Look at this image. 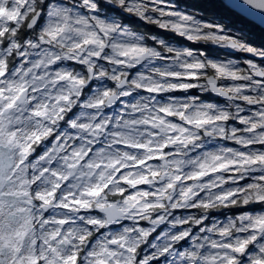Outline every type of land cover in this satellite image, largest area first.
Wrapping results in <instances>:
<instances>
[{"label":"snow or ice","instance_id":"1","mask_svg":"<svg viewBox=\"0 0 264 264\" xmlns=\"http://www.w3.org/2000/svg\"><path fill=\"white\" fill-rule=\"evenodd\" d=\"M220 2L264 30V0ZM250 35L176 0H0V264H264Z\"/></svg>","mask_w":264,"mask_h":264},{"label":"trees","instance_id":"2","mask_svg":"<svg viewBox=\"0 0 264 264\" xmlns=\"http://www.w3.org/2000/svg\"><path fill=\"white\" fill-rule=\"evenodd\" d=\"M192 0H176V2L178 3V6L179 7H185V9L187 10H190V12H193V11H196V12H200L201 9L199 6L197 5H190L189 3L191 2ZM208 1V7L209 9H202L203 10V15L205 16V18H208V19H216L215 17H220V20H222L221 22L225 25H230L231 23L235 22L234 26L238 29H244L245 31V34L247 35L249 32L251 33L252 35V32L251 30H247L246 28H244L243 26L246 24V25H249V21H247L246 19H244L243 17L239 16L238 14H236L235 12H233L232 10H230L229 8H225L222 3L220 2V0H207ZM220 7H223L225 8L228 12H230V16H234L233 18H231L229 15H220L218 12H217V8L219 9ZM200 9V11H199ZM219 16H218V15ZM233 21V22H232ZM241 21V22H240ZM136 24L141 27V28H145V27H148L146 25H143L141 24L139 21H136ZM257 31L259 32H264V30H261L259 29V27L257 26L256 27ZM149 31L151 32H155V33H158L160 36L164 37V38H167L171 41H176L178 44H182V43H185L189 46H191L192 48H200V49H205L209 55H212V56H218V55H221V54H226L228 56H235V54L233 52L231 53H228L226 51H222L218 48H215V47H212V46H205L202 44L198 45V44H193V43H189L183 39H180V38H176L174 36H172L170 33H166V32H161L160 30L156 29L155 27H150L148 29ZM256 31V32H257ZM262 34V33H260ZM250 35V42L251 43H254L255 45H262L264 43V35L260 36L261 40L263 41V43H257L253 41L252 37ZM236 55H243V54H240V53H237ZM210 99H217V98H210ZM232 211H235V210H232ZM221 214H223L222 212H220ZM220 214V215H221Z\"/></svg>","mask_w":264,"mask_h":264},{"label":"rangeland","instance_id":"3","mask_svg":"<svg viewBox=\"0 0 264 264\" xmlns=\"http://www.w3.org/2000/svg\"><path fill=\"white\" fill-rule=\"evenodd\" d=\"M190 5H197V6H199L200 7V9H201V11L203 12V10L202 9H209V7H208V1L207 0H192L190 3H189ZM180 9L181 10H186L185 9V7H180ZM200 9H199V11H200ZM186 11H189L190 12V10H186ZM217 12L220 14V15H229L230 16V12H228L225 8H223V7H220L219 9L217 8ZM218 15V14H217ZM219 16V15H218ZM231 18H233L234 16H230ZM216 19L215 20H217L218 22H221L222 20H220V17H215ZM233 22V21H232ZM241 22V21H240ZM222 23V22H221ZM235 22H233V23H231L230 25H229V28H231L233 31H236V30H240V29H238V28H236L234 25ZM244 28H246L247 30H251V32H252V35H251V37H252V39H253V41L254 42H256L257 41V43H263V41L261 40V38H260V36L262 35V34H260V33H262V32H258L257 31V29L256 28H252V27H250V24L249 25H244L243 26ZM242 31H245L244 29H241ZM257 31V32H256ZM171 34V33H170ZM172 36H174L173 34H171ZM263 36V35H262ZM174 37H176V36H174ZM176 38H179V37H176ZM180 39H182V38H180ZM171 41V40H170ZM176 46H187V47H191V46H189V45H185V43H182V44H178L176 41H172ZM188 42V41H187ZM189 43H191V42H189ZM200 44H202V43H200ZM200 44H198V45H200ZM264 44V43H263ZM203 45H205V46H212V47H215V48H217L216 46H214V45H211V44H203ZM192 48V47H191ZM219 49V48H218ZM220 50H222V51H226V50H223V49H220ZM234 54H235V56H229V58H233V59H243L244 58V56L243 55H236L237 53H235V52H233ZM224 55H226V54H221V55H218V56H224ZM210 56H212V55H210ZM218 56H213V57H218ZM223 214H221L220 212H214V213H212V215L213 216H216V217H218V218H220V219H223L224 218V212L223 211H221ZM221 214V215H220Z\"/></svg>","mask_w":264,"mask_h":264},{"label":"water","instance_id":"4","mask_svg":"<svg viewBox=\"0 0 264 264\" xmlns=\"http://www.w3.org/2000/svg\"><path fill=\"white\" fill-rule=\"evenodd\" d=\"M230 9V8H229ZM232 10L233 12H235L236 14H238L239 16L243 17L244 19H246L247 21L250 20V18H245L242 14L239 13V10L238 9H230ZM258 26V25H257ZM259 27V26H258Z\"/></svg>","mask_w":264,"mask_h":264},{"label":"bare ground","instance_id":"5","mask_svg":"<svg viewBox=\"0 0 264 264\" xmlns=\"http://www.w3.org/2000/svg\"><path fill=\"white\" fill-rule=\"evenodd\" d=\"M186 45V44H185ZM179 46V45H178Z\"/></svg>","mask_w":264,"mask_h":264}]
</instances>
